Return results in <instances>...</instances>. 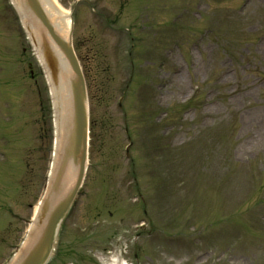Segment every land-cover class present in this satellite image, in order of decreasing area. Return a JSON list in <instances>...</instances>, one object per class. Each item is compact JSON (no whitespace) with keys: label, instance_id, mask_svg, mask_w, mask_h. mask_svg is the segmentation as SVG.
<instances>
[{"label":"rangeland","instance_id":"obj_1","mask_svg":"<svg viewBox=\"0 0 264 264\" xmlns=\"http://www.w3.org/2000/svg\"><path fill=\"white\" fill-rule=\"evenodd\" d=\"M241 1L113 0L116 29L78 5L90 166L49 264H107L110 252L131 264H264V0ZM7 8L0 0V264L27 230L7 208L33 216L53 144L45 73Z\"/></svg>","mask_w":264,"mask_h":264},{"label":"water","instance_id":"obj_2","mask_svg":"<svg viewBox=\"0 0 264 264\" xmlns=\"http://www.w3.org/2000/svg\"><path fill=\"white\" fill-rule=\"evenodd\" d=\"M27 17L35 21L33 40L40 47L56 92L60 144L47 191L29 233V241L11 264H47L59 229L82 184L88 161L89 109L87 88L75 54L71 34L51 19L42 0H16ZM66 60V97L61 87V64Z\"/></svg>","mask_w":264,"mask_h":264},{"label":"bare ground","instance_id":"obj_3","mask_svg":"<svg viewBox=\"0 0 264 264\" xmlns=\"http://www.w3.org/2000/svg\"><path fill=\"white\" fill-rule=\"evenodd\" d=\"M48 5H50V11L51 14L53 15L54 18H56V22L58 23V25H60L62 30H67L68 26H69V18L67 16H63V15H59L58 12L55 11V7L53 8L51 3L49 1H47ZM68 13V10L66 11V15ZM56 16V17H55ZM60 59V64H61V71H62V78H61V87L62 90L65 94L66 97V93H67V86L65 83V73H66V69L64 67V64L66 67V60H62V58L59 56ZM64 62V64H63ZM101 259H103L107 264H130L128 263L125 259H122L119 255H116L115 252H112L111 255H109L108 257H103L100 256ZM105 258V259H104Z\"/></svg>","mask_w":264,"mask_h":264}]
</instances>
